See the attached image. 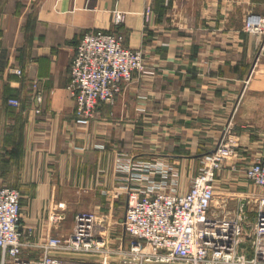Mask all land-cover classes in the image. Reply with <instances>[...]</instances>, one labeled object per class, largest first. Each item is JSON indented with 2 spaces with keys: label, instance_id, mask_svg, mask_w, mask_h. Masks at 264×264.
Wrapping results in <instances>:
<instances>
[{
  "label": "crops",
  "instance_id": "0c3cea01",
  "mask_svg": "<svg viewBox=\"0 0 264 264\" xmlns=\"http://www.w3.org/2000/svg\"><path fill=\"white\" fill-rule=\"evenodd\" d=\"M252 15L264 17V0H0V188L20 190L34 241L68 235L79 212L126 207L121 165L168 162L187 193L229 127L239 158L218 171L213 210L225 216L262 192L244 177L264 155V34L246 29ZM96 29L125 33L145 72L81 122L69 69ZM60 204L66 220L52 228Z\"/></svg>",
  "mask_w": 264,
  "mask_h": 264
},
{
  "label": "built area",
  "instance_id": "2783aa9c",
  "mask_svg": "<svg viewBox=\"0 0 264 264\" xmlns=\"http://www.w3.org/2000/svg\"><path fill=\"white\" fill-rule=\"evenodd\" d=\"M145 13L150 21L152 8L147 7ZM116 19L118 24L122 17L117 15ZM246 29L264 34V17H248ZM126 40L125 33L104 29L79 39L69 69L78 121L91 120L99 103L113 104L135 75L145 72L144 51L129 47ZM13 73L21 76L23 70ZM9 102L15 107L21 104L17 99ZM261 141L264 145V131ZM239 147L240 139L229 127L218 147L203 156L187 193L179 191V171L163 161L121 165L131 182L124 186L127 203L122 222L129 240L115 247L109 232L112 206L107 212H79L71 233L50 234L36 242L34 229L23 227L20 190L0 188V264H264V155L244 170L246 180L262 190L255 196L256 218L251 232L247 234L244 226L249 219L248 201H240L225 216L213 210L217 173L227 160L239 158ZM232 168L236 170V166ZM64 209L60 204L49 213L52 228L66 220ZM26 250H38L40 257H24ZM55 252L102 259L60 257L52 254Z\"/></svg>",
  "mask_w": 264,
  "mask_h": 264
},
{
  "label": "rangeland",
  "instance_id": "374dc122",
  "mask_svg": "<svg viewBox=\"0 0 264 264\" xmlns=\"http://www.w3.org/2000/svg\"><path fill=\"white\" fill-rule=\"evenodd\" d=\"M121 21H122V19H121ZM202 158L203 157H201L200 160H198V164H197L198 165L197 166L198 170L202 166V163H201ZM149 161L150 160H148L146 162H149ZM165 163H167V164L173 166L174 168H176L174 165H172V164H170L168 162H165ZM120 171H124V170L120 169ZM180 177H181V174H180ZM135 178H137V177H135ZM136 183H138V182L137 181L133 182V184H136ZM253 186L255 188L257 187L256 185H253ZM257 190H259V188ZM261 193H259V194H261ZM254 204L257 205V198L253 197L251 199H248L247 215H248L249 219L246 220L245 224H244L245 232L247 234L251 232V226H252V224H254V218L250 216V215H254V217H255V215H256V208H255L256 205H254ZM125 211H126V207H125L124 204H122V205H119V206L115 207L114 211L112 212L113 221H112V224L109 226V232H110V243L113 244V247L119 245L121 241L127 243L128 240H129V237L125 234L124 228L122 227V222H123L124 217H125ZM88 212H94V211H88ZM101 212H103V210ZM101 212H98V210H97L95 213H101ZM76 215H75V217H76ZM74 221H75V218H74ZM107 225H108V223H107ZM246 239H247V236L245 237V240ZM23 256L26 257V258L36 259V258L40 257V252L39 253H35V250H29V251L26 250L24 252ZM117 259L118 260L115 261V262H117V263L120 262V259L119 258H117Z\"/></svg>",
  "mask_w": 264,
  "mask_h": 264
},
{
  "label": "water",
  "instance_id": "95a60500",
  "mask_svg": "<svg viewBox=\"0 0 264 264\" xmlns=\"http://www.w3.org/2000/svg\"><path fill=\"white\" fill-rule=\"evenodd\" d=\"M54 256H60V257H70L74 259H88V260H101L102 257L96 256V255H81V254H71V253H61V252H55L52 253ZM113 261H117V258H113Z\"/></svg>",
  "mask_w": 264,
  "mask_h": 264
}]
</instances>
